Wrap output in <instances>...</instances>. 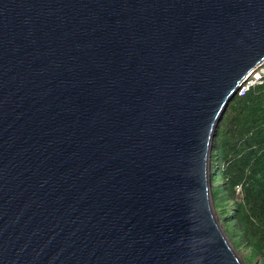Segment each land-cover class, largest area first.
I'll list each match as a JSON object with an SVG mask.
<instances>
[{
    "label": "water",
    "instance_id": "95a60500",
    "mask_svg": "<svg viewBox=\"0 0 264 264\" xmlns=\"http://www.w3.org/2000/svg\"><path fill=\"white\" fill-rule=\"evenodd\" d=\"M264 61V0H0V264H245L213 139Z\"/></svg>",
    "mask_w": 264,
    "mask_h": 264
},
{
    "label": "trees",
    "instance_id": "16d2710c",
    "mask_svg": "<svg viewBox=\"0 0 264 264\" xmlns=\"http://www.w3.org/2000/svg\"><path fill=\"white\" fill-rule=\"evenodd\" d=\"M209 175L215 211L224 216L223 229L234 248L264 264L263 85L229 102L213 139Z\"/></svg>",
    "mask_w": 264,
    "mask_h": 264
},
{
    "label": "built area",
    "instance_id": "2783aa9c",
    "mask_svg": "<svg viewBox=\"0 0 264 264\" xmlns=\"http://www.w3.org/2000/svg\"><path fill=\"white\" fill-rule=\"evenodd\" d=\"M256 85H263L264 87V61L260 66L256 67L254 72L245 80L243 85L238 90L236 96H242L244 92L248 91L250 88ZM237 196L240 195V187L236 189Z\"/></svg>",
    "mask_w": 264,
    "mask_h": 264
},
{
    "label": "rangeland",
    "instance_id": "374dc122",
    "mask_svg": "<svg viewBox=\"0 0 264 264\" xmlns=\"http://www.w3.org/2000/svg\"><path fill=\"white\" fill-rule=\"evenodd\" d=\"M209 170H210V168H209ZM215 210V209H214ZM219 212H217V211H215V214H216V217L218 218V220H219V223L221 224V226L223 227V225H222V219H223V217L222 218H220L219 216H222V213H219ZM237 251V254H238V256L240 257V259L245 263V264H263L262 262H261V259L258 257V258H256L253 262H252V260H251V258H250V254H249V252L245 249V250H243V249H241V248H239L238 250H236Z\"/></svg>",
    "mask_w": 264,
    "mask_h": 264
}]
</instances>
